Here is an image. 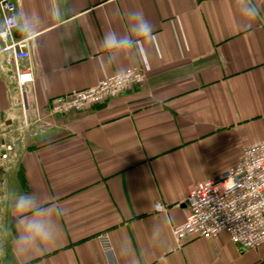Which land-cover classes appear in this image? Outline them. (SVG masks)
Returning <instances> with one entry per match:
<instances>
[{
	"label": "crops",
	"instance_id": "crops-1",
	"mask_svg": "<svg viewBox=\"0 0 264 264\" xmlns=\"http://www.w3.org/2000/svg\"><path fill=\"white\" fill-rule=\"evenodd\" d=\"M10 1L19 25L4 35L0 9V145L14 148L0 163V264H264V246L241 251L225 233L181 246L172 236L191 187L264 140V14L246 20L243 0ZM132 11L154 25L139 51ZM110 30L134 43L105 52ZM19 40L29 60H15ZM28 66L26 128L16 78ZM135 67L146 74L142 85L80 113L47 116L53 98ZM21 193L61 229L43 251L15 244ZM157 202L167 211L155 212Z\"/></svg>",
	"mask_w": 264,
	"mask_h": 264
},
{
	"label": "built area",
	"instance_id": "built-area-1",
	"mask_svg": "<svg viewBox=\"0 0 264 264\" xmlns=\"http://www.w3.org/2000/svg\"><path fill=\"white\" fill-rule=\"evenodd\" d=\"M1 14L4 35H11L18 28L17 7L13 1L2 0ZM15 60H29L31 53L26 40L14 41ZM33 68L28 66L17 71V88L22 106L23 127H29V94L34 83ZM146 79L139 68L101 79L96 85L53 98L47 106L48 117L80 113L91 107L120 97ZM36 109L35 121L41 122ZM13 146L0 145V163L8 161ZM185 201L184 222L172 227L175 243L181 246L188 240H213L225 233L231 243L241 251L257 250L264 246V140L242 150L237 163L219 176L194 184ZM157 213L167 211V206L157 202ZM101 247L112 263L114 248L108 235L99 238Z\"/></svg>",
	"mask_w": 264,
	"mask_h": 264
},
{
	"label": "clouds",
	"instance_id": "clouds-1",
	"mask_svg": "<svg viewBox=\"0 0 264 264\" xmlns=\"http://www.w3.org/2000/svg\"><path fill=\"white\" fill-rule=\"evenodd\" d=\"M242 15L248 21H255L264 14L257 0H243ZM131 31L137 38L135 41L137 50L143 46L144 41L150 42L153 38L154 25L146 18L142 11H132L128 14ZM134 43L128 36L118 37L115 30L106 32L101 40V47L105 52L112 53L115 50L129 47ZM147 54L145 50L144 55ZM17 212V226L19 235L15 238V244L20 250L30 251L40 249L43 251L48 245L55 242L61 229L54 224L50 216H46V210L38 207V201L34 195L21 193L15 201ZM31 214V215H30Z\"/></svg>",
	"mask_w": 264,
	"mask_h": 264
}]
</instances>
